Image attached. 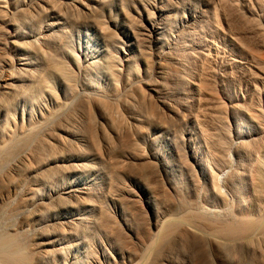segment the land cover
I'll return each mask as SVG.
<instances>
[{
	"label": "bare ground",
	"instance_id": "obj_1",
	"mask_svg": "<svg viewBox=\"0 0 264 264\" xmlns=\"http://www.w3.org/2000/svg\"><path fill=\"white\" fill-rule=\"evenodd\" d=\"M100 1L87 12H98ZM236 1L214 0L193 27L172 30L154 63L163 87L147 83L130 58L119 61L105 47L96 58L68 60L60 10L49 0H23L14 10L0 0V23L10 26L0 42V264H142V250L150 259L171 252L166 243L176 226L207 240L214 264H239L232 255L241 251L264 257V41L254 45L233 31V8L226 6L250 20L264 0ZM40 12L46 19L41 16L42 34L34 35L27 25ZM163 14L150 24L156 44L164 39ZM247 24L238 31H249ZM255 27L264 32V25ZM2 50L18 56L10 64ZM142 70L145 76L146 59ZM156 132L168 136L165 148ZM124 137L125 147L117 150L114 142ZM112 154L147 170L137 182L149 231L138 230L136 208L128 203L136 195ZM83 171L90 177L79 184L67 178ZM169 194L181 195L176 206L167 203Z\"/></svg>",
	"mask_w": 264,
	"mask_h": 264
},
{
	"label": "rangeland",
	"instance_id": "obj_2",
	"mask_svg": "<svg viewBox=\"0 0 264 264\" xmlns=\"http://www.w3.org/2000/svg\"><path fill=\"white\" fill-rule=\"evenodd\" d=\"M65 1L69 3L68 0H65ZM65 1L64 0H49V2L51 4H53L54 6L58 7V9L60 10L59 14H56V18L59 21L63 22L64 26H65V34L63 36V40L65 41V44L67 45V49L69 51L68 55H66L68 60H70L72 62L76 61V60L78 62H81L85 58H93V57L96 58V57L100 56L103 53V50H104V47H105L113 55H116L115 58H117L119 61H122L123 59H126L127 57L130 58L132 60V62L136 65V68L138 69L139 76L142 77V78L144 77V80L146 82L150 78V82L151 83L154 82V85H164L163 87H165V85H167V83L165 84L164 82H162V80H160V81L157 80L158 78L156 77V74L154 72V65H155L154 63L159 58L161 52L165 49V45H166L165 42L168 41L169 39H172V37H173L172 30H175L178 27H182V26L187 27V28L193 27L194 23L199 21L198 18H199L200 14L202 13L203 10H211L212 9V7H213L212 3H213L214 0H101L99 6L97 8L98 12L95 11L96 12L95 14L94 13L90 14V13L87 12V8H90V7H92V5L95 4V2H93V0H81L80 3H82V5L80 4L79 7L78 6L77 7L73 6L70 3H69L70 5L66 4ZM234 1H236V0H234ZM237 1H239V0H237ZM257 1H259V0H257ZM261 2H263V0ZM258 3H259V5L256 4L255 11H256V13L259 12L260 16H258L259 15L258 13L257 14L255 13L256 16L254 15V17L252 19H250V20H248V16H246V14H245V17L242 18V16H243L242 15V11L239 8H238V10H239L240 13H237L238 12L237 6L236 7L235 6L234 7L231 6V9H230V7H229L230 5L229 4L226 5V6H228L227 7L228 10H232V8H233V12H231V13H230V11H227V8L225 7L226 8V16L228 17L229 16L228 13H230L231 15L233 14L234 18H235V19L233 18V15L232 16L230 15L231 18L229 19V22H230V25H231L230 26L231 29H233V31L235 30L237 32H240L242 34L246 33L245 36L249 37V38L246 37V39L250 43L252 42L251 44H254V43L255 44H259V42L261 43L262 41H264V40H262V39H264V32L262 33V31H260L261 30L260 28L257 29V27H255V26L261 27L262 25H264V18H261V16L264 17V11H263L264 9H262L264 7L263 6L264 2L262 3V5L260 4V2H258ZM22 4H24L23 0H6V5H7L8 8H10V10H14V8L20 7ZM45 6H47V5H45ZM259 6H261L262 8L261 7L259 8ZM78 8H80L79 11H78ZM162 10L164 11L163 15L166 17V19L164 20V22H161L159 24V26L161 25L160 27H161V32H162L160 37L164 38L165 40L162 39V41H160V43L156 44L157 41H156L155 37L158 36V34L153 33L151 31L150 24H151V21H153L154 19H156L158 17L159 13H162ZM234 10H237V11L235 12ZM8 13H9V11H8ZM40 14H39L40 16L37 17L38 19H36V21H35L36 25H34L35 22H31L33 25L30 24V23H28V25H27L28 30H30V32L32 34L34 33V35L35 34L36 35L42 34L41 30H42V27L44 25V20L46 18L44 17L45 13L40 12ZM9 15L11 16V14H9ZM13 15L15 16V14H12V16ZM41 16L44 17L45 19L42 18ZM240 16H241V18H240ZM237 17H239V18H237ZM246 17H247V21H249V22L251 21V24H247V21H246V23H244L245 22L244 19ZM256 17H258L260 19V20H258V18L256 19V20H258L260 22L256 21V23H255V21L253 19L256 18ZM249 18H251V17L249 16ZM193 19H196V22L191 24ZM238 19L240 20V22L242 21L241 23L238 22V24H240L239 26H241L242 28L245 29L246 27H244V25L246 26V24H247L248 25L247 29H249V31L247 30L245 32L246 29L245 30L242 29V30H244V32H242L240 27H239L240 31H238V24L236 23L238 21ZM234 20H236V22H234V24L237 27L233 24ZM100 25L105 28V32L100 30L101 29ZM233 26L236 27L237 30ZM250 26L251 27L253 26V27L251 28ZM30 27L32 28V30H31ZM8 28H10V26H5L3 23H0V42H6L7 41L8 37H9V29ZM27 28L24 26V29H20L19 33L22 30L23 31L26 30ZM254 28H255L256 31H258V33H260V34L262 33L261 34L262 37H261L260 40H259L260 35L258 37V34L255 32ZM263 28H262V30L264 31ZM52 30H53V32L58 33L56 28H52ZM253 30H254V32H253ZM253 33L256 35V37H255V35ZM252 34H253L255 39H253V37L250 38V35L252 36ZM105 36H109V37H105ZM250 39L253 40V41H250ZM17 56L18 55H16L15 52L13 53L11 50H8V51L2 50V57L4 59H7L10 64H11V62L13 63L14 57H17ZM145 59H146L147 64H148V72L146 73L145 76H142V72H143L142 66H143V61ZM14 64H15V61H14ZM91 79L95 80V79H97V76L92 75ZM98 80L100 81L101 79H98ZM144 80L140 79V81H141L140 86L141 87L140 86L139 87L142 88V89H145V84H144L145 82H143ZM132 90H133V87H132V89L130 87L129 91L132 92ZM124 91H122V93L126 92V91L125 92ZM145 91H144V93H145ZM127 92H128V90H127ZM126 93L123 94V95H126ZM127 94H129V92ZM145 96H146V93H145ZM146 98L148 99V96H146ZM176 130H177L176 132L178 134V135H176V143L177 144L179 143L178 146H180L181 145L180 142L183 141V135H182L183 134L182 133L183 132V127L182 126H181V128L177 127ZM180 130H182V132ZM163 135H165V134L160 133V132H156L155 133L156 143H157V145L160 148H165L166 145H168L167 144L168 136L167 135L163 136ZM181 135H182V137H181ZM122 139H121V142L118 141V140L116 142H114L115 144H117L119 146L118 147V146L115 145L117 147V148L115 147L117 150L120 149L121 146L125 147L126 139H125V137L122 138ZM140 143L141 144L138 143L139 145H137V146L142 145V142H140ZM141 147L142 146H140V148ZM114 154H112L113 156L111 155L112 156L111 157L112 160H113L114 156L117 155L118 153H116L115 155ZM117 156H115V158ZM119 157H120L119 160L117 158L116 159H117L118 163L120 161L119 165L122 164V166H123V167L121 166L122 167V169H121L122 173L121 174L123 175L122 178L124 176L126 178V179L123 178L122 181H124L123 183L126 186L129 185L128 187L136 195L135 198H134L136 200H134V202L133 201H129L128 203L130 205L132 204L131 206L136 208V213H137V218H138V220H137L138 221V230L142 229V231H149L151 229L150 228V223H149V221L151 220V216H150V213H147L149 211V209L147 207H145V205L143 203V200H142V188L140 187L139 182H137L138 179L140 180V178H142V174L141 173H143V175H144L145 171H147V170H146V168H143L141 163H139V164L136 163V165H135V163L134 164L133 163L132 164L128 163V165L126 163V164L123 165V163H125L126 159L124 157L122 158V156H119ZM115 158H114V160H115ZM121 159H123L122 162H121ZM181 162L183 164L185 163L184 165H185V167L187 169L190 168V166L188 165L189 161L186 160L185 156H183L181 158ZM129 165H132V166H129ZM125 167L127 169H125ZM130 167H131V171L132 172L129 171ZM134 168H136V169L138 168V169L135 171ZM143 170H145V171H143ZM139 171H141V172L138 173ZM138 175H141V176H138ZM89 177L90 176H88V173H86L85 171H83L82 173H79V174H72L71 173L70 175L67 176V178L70 181H72L74 183V185L75 184H79L80 182L83 181L84 178L87 179ZM140 182H142V181L140 180ZM139 196H141V197H139ZM170 196L172 197L171 200H174L175 203L172 202L168 198ZM178 196H181V195H178ZM178 196L175 195L174 197H176V198L174 199L173 195L169 194L168 196H166V199L170 200L171 202L170 201L167 202L168 200H166V202L169 203V204L172 203L171 205H173V206L175 205L176 206L179 203V202L178 203L176 202V200L178 201ZM137 198L140 201H138ZM179 199H180V197H179ZM135 201H136V203H135ZM137 207L139 209H137ZM134 208H133V210H134ZM145 213L147 214L146 215L147 218L145 217ZM140 214L144 215V216H141ZM148 216L150 217V219H149ZM140 217H142V218H140ZM143 217H145V219H146L145 221H144ZM165 217H163V218H165ZM163 218H161V219L163 220ZM179 226L180 225H178V227ZM171 227L172 226H170V229H171ZM176 227L172 228V229L175 230V232L176 231L178 232V233L174 232L176 235L172 232L174 230H172V229H171L172 231L169 230L170 231L169 234L171 232L172 233L169 236L170 240H168L166 244H167V246L169 248L172 247L170 253L166 254L162 250H160V248H158V247L156 248L155 247V249L158 252L160 250L161 253L157 252L159 254V256L158 255L157 256L156 255H151V256H153V258L150 259V257L146 256V255H148V252L146 250H142V251H144L143 253H147V254L143 255L144 258L148 257L151 260V262H148L150 260L146 259L147 262H148L147 264H151V263L152 264H154V263L158 264L159 262L165 263L166 261H164V259H163L165 256L167 258H169V259H172L174 261V264H178V263L179 264H191V263L192 264H199V263L200 264H212V262H213L212 258H211V260L209 259L211 254L213 253V252H211L212 249H211L210 243L207 240L203 239V238H199L197 235L196 236L192 235L190 232L189 233L184 232L182 225H181V227H182L181 229L177 228L178 229L177 230ZM144 229H146V230H144ZM172 234L174 236H172ZM193 237H194V239H193ZM171 238L173 240H175V241H173ZM255 240H257V239H254L253 243L255 242L254 243L255 246H258L259 243H257ZM261 240L262 239L259 240V242L262 243V244L260 243V245H262L264 247V245H263L264 241L263 240L261 241ZM205 241H207V242H205ZM190 243H191L192 247L189 246ZM193 243H194L195 246L193 245ZM207 243H209V245ZM203 244H204V246H202ZM131 245L132 244H129V246H131ZM184 245H186V246H184ZM199 245H201V246L199 247ZM262 246L261 247L259 246V248H263ZM190 247L192 249L193 248L194 249L192 250ZM188 248H190V249L188 250ZM207 248L210 249V250H208ZM156 250H153L152 252L150 250H148V251L151 254H153V253L156 254ZM197 250H199V251L202 250V251L198 252ZM197 252L199 254L201 253V256H202L201 258H200V255ZM238 253H241V254L240 255L239 254L238 255L235 254L234 256L232 255V257L239 264H241V263L242 264H250V263L251 264H264V257H262L263 258L262 259L260 256H258V254H255V253H250L249 254L248 252H246V253L243 252L242 253V251L238 252ZM176 254L178 255V257H177ZM143 256H142V258H143ZM174 257H175V259H174ZM144 258L142 259L143 261L141 260V262H143L142 264L146 263V260H145V263H144ZM177 258H178V261H177ZM183 258H185V259H183ZM192 258H193V260H192ZM194 258H195V260H194ZM244 258H246V259H244ZM198 260H199V263H198ZM204 260H206V261H204ZM165 264H170V263L166 262ZM213 264H214V262H213Z\"/></svg>",
	"mask_w": 264,
	"mask_h": 264
}]
</instances>
